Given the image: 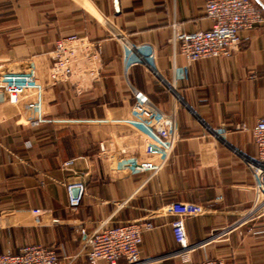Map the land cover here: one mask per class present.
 Instances as JSON below:
<instances>
[{"label":"crops","instance_id":"crops-1","mask_svg":"<svg viewBox=\"0 0 264 264\" xmlns=\"http://www.w3.org/2000/svg\"><path fill=\"white\" fill-rule=\"evenodd\" d=\"M0 1V57L36 53L59 32L101 39L108 94L103 79L94 81L84 92L85 104L108 99L128 108L132 89L141 90L161 110L175 113L178 133L186 139L157 173L115 181L106 176L94 145L99 128H86L82 147L77 128L31 127L28 114L0 96V252L41 244L55 249L60 264H87L83 238L72 232L68 218L85 221L89 230L107 219H148L153 228L142 234L140 257L155 259L145 264L205 258L264 264V217L220 233L254 196L258 163L250 128L264 116V22L242 30L230 56L183 64L168 39L176 30L208 27L206 0H35L29 7V0ZM136 51L147 57L148 67L137 62ZM76 99L72 81L46 94L52 113L73 108ZM76 156L71 169L61 168L63 159ZM79 182L84 189L72 207L74 196L65 187ZM173 201L201 204L205 212L173 216ZM35 208L43 213L35 215ZM52 218L61 222L53 225ZM184 246L193 247L178 252Z\"/></svg>","mask_w":264,"mask_h":264},{"label":"built area","instance_id":"built-area-1","mask_svg":"<svg viewBox=\"0 0 264 264\" xmlns=\"http://www.w3.org/2000/svg\"><path fill=\"white\" fill-rule=\"evenodd\" d=\"M204 14L209 21L207 28L189 32L176 30L168 39L173 56L178 55L183 64L202 58L230 56L239 47L241 31L264 22V0L260 3L206 0ZM135 54L138 63L148 64L144 54L139 51ZM149 57H156L155 50ZM129 58L130 54L125 61ZM46 62L48 66L44 69ZM102 64L101 39H80L59 32L48 42L44 40L36 53L0 57V96L10 108L27 113L26 123L31 127L50 126L59 131L77 128V142L82 147L85 146L86 128H99L101 136L94 145L108 178L116 181L140 173L155 174L167 164L173 151L186 142L178 133L175 113L164 112L144 92L134 88L128 108L107 98L103 104L87 106L84 92L94 81L103 79L104 91L108 94V74ZM67 81H72L76 104L73 108L52 113L46 100L47 91L51 86ZM250 133L258 163L252 186L254 196L247 207L236 211V220L221 229V234L264 217V116L256 119ZM78 157L85 158V155L80 152ZM76 158L63 159L61 168L71 169ZM75 186L79 194L84 189L83 182ZM72 187L74 185H67L69 191ZM77 199L72 197V207L77 205ZM168 208L170 214L179 218L205 212L204 206L189 201H173ZM33 213L39 216L43 212L35 208ZM60 222L57 218L50 220L53 225ZM67 222L72 232L83 238L81 248L87 264H145L155 259L140 257L142 234L153 228L148 219L119 224H110L107 219L98 221L90 230L85 221L77 217L68 218ZM192 247L184 246L178 252L185 253ZM0 264H60V260L52 247L27 244L18 252L1 251ZM193 264L226 263L221 258H205Z\"/></svg>","mask_w":264,"mask_h":264},{"label":"rangeland","instance_id":"rangeland-1","mask_svg":"<svg viewBox=\"0 0 264 264\" xmlns=\"http://www.w3.org/2000/svg\"><path fill=\"white\" fill-rule=\"evenodd\" d=\"M70 2H71V0H70ZM35 5V0H29L28 2H27V4L25 5V7H29V6H34ZM0 6H2V2L0 1ZM138 56V55H137ZM137 59V58H136ZM141 64H143V65H146L147 66V64H145V63H141ZM148 67V66H147ZM67 185V184H66ZM65 190H67V187H65ZM71 190V189H70Z\"/></svg>","mask_w":264,"mask_h":264},{"label":"water","instance_id":"water-1","mask_svg":"<svg viewBox=\"0 0 264 264\" xmlns=\"http://www.w3.org/2000/svg\"><path fill=\"white\" fill-rule=\"evenodd\" d=\"M77 192H78V188H77L76 186L72 187V189H71V193H72V195H73L74 197L77 196Z\"/></svg>","mask_w":264,"mask_h":264},{"label":"bare ground","instance_id":"bare-ground-1","mask_svg":"<svg viewBox=\"0 0 264 264\" xmlns=\"http://www.w3.org/2000/svg\"><path fill=\"white\" fill-rule=\"evenodd\" d=\"M147 64V63H146Z\"/></svg>","mask_w":264,"mask_h":264}]
</instances>
